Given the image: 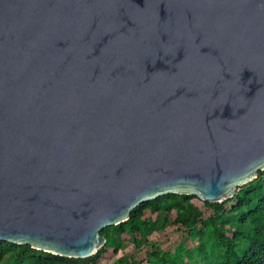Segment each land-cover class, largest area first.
I'll list each match as a JSON object with an SVG mask.
<instances>
[{"label":"water","instance_id":"obj_1","mask_svg":"<svg viewBox=\"0 0 264 264\" xmlns=\"http://www.w3.org/2000/svg\"><path fill=\"white\" fill-rule=\"evenodd\" d=\"M259 171L264 0H0V242L86 259Z\"/></svg>","mask_w":264,"mask_h":264},{"label":"trees","instance_id":"obj_2","mask_svg":"<svg viewBox=\"0 0 264 264\" xmlns=\"http://www.w3.org/2000/svg\"><path fill=\"white\" fill-rule=\"evenodd\" d=\"M196 195L169 194L138 206L131 218L102 231L107 242L94 256L68 258L32 248L30 245L0 242V264H100L107 249L118 254L130 239L137 249L147 248L149 264H264V171L252 182L240 187L237 194L222 203L205 202L213 214L205 218ZM150 211L157 220L145 217ZM173 212L176 216L172 218ZM177 226L188 233L189 246L181 242L172 251L156 249L145 235L152 229ZM142 235V238L138 236ZM114 264H141L132 255L119 257Z\"/></svg>","mask_w":264,"mask_h":264},{"label":"rangeland","instance_id":"obj_3","mask_svg":"<svg viewBox=\"0 0 264 264\" xmlns=\"http://www.w3.org/2000/svg\"><path fill=\"white\" fill-rule=\"evenodd\" d=\"M197 203L205 218L213 214L212 209L208 205H206L203 200L198 201ZM175 216L176 213L173 212L172 218H174ZM145 217H151L156 220V222H158L157 215L150 211L145 212ZM143 236L146 237L150 242L156 243L157 250H161L164 252H173L181 242H187L189 246L198 244V241L191 242L188 233L179 230L178 227L174 225H168L160 230L152 229ZM138 237L142 238V235H139ZM124 255H132L138 261H140L141 264H149L147 262L146 246L141 249H137L135 244L130 239H126L124 241V244L118 254L113 253V249H107V253L101 256L99 263L114 264V262L119 257Z\"/></svg>","mask_w":264,"mask_h":264}]
</instances>
